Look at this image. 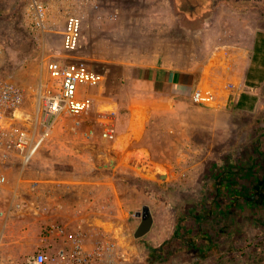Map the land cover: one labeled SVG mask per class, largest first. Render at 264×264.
Wrapping results in <instances>:
<instances>
[{
    "label": "rangeland",
    "instance_id": "374dc122",
    "mask_svg": "<svg viewBox=\"0 0 264 264\" xmlns=\"http://www.w3.org/2000/svg\"><path fill=\"white\" fill-rule=\"evenodd\" d=\"M37 1L44 9V27L36 33L27 13L30 0H0V75L21 88L23 107L30 109L38 78L45 73L42 62L62 55L65 15L82 17L81 37L72 56L102 73L103 79L86 90L92 105L79 117L75 146L81 149L83 134H90L85 150L94 166L124 147L125 169L112 172L118 210L126 213L114 218L119 220L115 225L124 227L127 240L137 241L133 233L142 207L152 218L148 232L136 242V251L124 253V262L264 264V114L262 122L251 120L248 129L243 127L251 118L244 121L241 116L238 124L203 127L180 122L162 103H141L143 97L134 87L132 72L138 66L207 62L209 46H203V33L197 36L178 27L181 13L172 10L170 0ZM222 2L244 9L254 25L264 29V0H209L200 18ZM197 3L185 0L182 5L193 9ZM217 14L213 20L220 18ZM149 107L154 111L149 119L142 124L135 121L136 137L125 138L131 132V112ZM107 128L114 130L112 139L102 137ZM58 145L62 152L64 144ZM58 149L47 146L43 153L49 154L35 156L33 171L46 163L47 172L57 170L62 176L72 172L62 155L53 156ZM55 162L58 168L51 169ZM150 166L158 167L162 176H148ZM90 233L88 245L103 237ZM3 249L0 246V254Z\"/></svg>",
    "mask_w": 264,
    "mask_h": 264
},
{
    "label": "crops",
    "instance_id": "0c3cea01",
    "mask_svg": "<svg viewBox=\"0 0 264 264\" xmlns=\"http://www.w3.org/2000/svg\"><path fill=\"white\" fill-rule=\"evenodd\" d=\"M174 3L175 0H170L172 10L181 13L178 14L181 16L178 27L185 32L190 29L197 36L203 33V46H209L206 49L207 62L133 68L134 87L143 97L141 103H162L170 115H178L180 122L193 121L195 125L208 128H220L224 123L238 124V116L244 121L251 118L244 129L252 127V122H262L264 29L255 26L247 17L248 13L241 11L244 9L227 3H215L205 17L193 23L187 16L185 19L183 11L174 8ZM217 13L220 18L213 20ZM208 28L211 29L207 34ZM205 88L212 91L213 101L209 104L194 103L191 98L193 90ZM150 107L147 110L139 108L133 111L134 114L131 112V132L125 138L136 137L139 133L136 122L142 124L149 119L154 112ZM133 125L138 129H133ZM69 140L68 147L62 152L56 150L53 155H62L63 163L72 171L66 176L57 174V170L47 172L44 169L49 164L46 163L33 171L34 160L23 171L15 163L6 170L10 183L0 186V211L3 213L0 223H4V249L0 254V264H25L26 258L36 251L55 253L59 248L70 245L68 234L73 232L79 231L85 242L90 232L94 236L102 234L113 240L123 254L129 249L136 251V242L145 235L134 237L136 242L129 241L124 227L115 225L119 220L114 218L121 219L126 214L118 210L120 201L112 172L125 169L122 160L124 147L118 148L113 167L107 169L89 162L91 155L85 150L86 138L79 142L83 146L81 149L75 146L72 138ZM43 152L44 149L40 150L36 156ZM106 158L105 163L109 159ZM55 165L57 162L51 165V169L58 168ZM31 182H35L33 189L29 187ZM48 227L51 231L46 233ZM115 264L126 262L120 258Z\"/></svg>",
    "mask_w": 264,
    "mask_h": 264
},
{
    "label": "built area",
    "instance_id": "2783aa9c",
    "mask_svg": "<svg viewBox=\"0 0 264 264\" xmlns=\"http://www.w3.org/2000/svg\"><path fill=\"white\" fill-rule=\"evenodd\" d=\"M93 7L97 8V5ZM27 13L32 18L31 28L36 33L42 31L44 9L41 3L30 0ZM81 28L80 15L71 12L65 15L60 32L62 55L42 62L45 73L38 78L30 109L23 107L21 88L10 77L0 75V186L10 183L6 170L13 163L23 171L47 146L55 145L58 149L61 147L58 143H62L64 149L68 147L69 139H74L76 127L80 124L79 117L91 108L92 101L86 88L98 85L103 75L72 56L79 44ZM191 98L194 103L209 104L213 101V94L210 89H195ZM83 135L87 139L90 134ZM113 136L112 128L102 132L104 138L112 139ZM34 185L35 182H31L29 187L33 189ZM15 187L11 188L12 191ZM3 227L1 222L0 246ZM50 231L51 227H48L46 233ZM68 238V247L51 254L36 251L26 258L25 264H115L120 258L125 259L116 243L104 235L91 245L85 242L79 231L69 233Z\"/></svg>",
    "mask_w": 264,
    "mask_h": 264
},
{
    "label": "water",
    "instance_id": "95a60500",
    "mask_svg": "<svg viewBox=\"0 0 264 264\" xmlns=\"http://www.w3.org/2000/svg\"><path fill=\"white\" fill-rule=\"evenodd\" d=\"M174 8L177 9L176 2L174 3ZM184 16L186 19L187 15L185 13H184ZM116 153H117V151H113L110 154V158L107 160L106 163L104 162L105 157H101L100 158V164H97V166L100 167L103 165L107 169H111L113 167V164H114V157H116ZM145 173L147 174V172H145ZM161 175L159 173H157L156 175H153V177L161 176ZM136 215L140 217V221L134 230L133 236L134 237H140L149 230V228L151 226L152 218H151V214H150L147 207H142L141 211H138Z\"/></svg>",
    "mask_w": 264,
    "mask_h": 264
},
{
    "label": "flooded vegetation",
    "instance_id": "af4514ba",
    "mask_svg": "<svg viewBox=\"0 0 264 264\" xmlns=\"http://www.w3.org/2000/svg\"><path fill=\"white\" fill-rule=\"evenodd\" d=\"M176 1H178L177 2L178 8L187 15V18L189 19V21L191 23H193L194 21H196L198 19H200V20L202 19V18H200L201 17L200 15L203 14V12L207 10L206 6L208 5V2H209V0H198V3L194 6L193 9H188L182 5L185 0H176ZM196 17H198V18L196 19ZM194 19H196V20H194Z\"/></svg>",
    "mask_w": 264,
    "mask_h": 264
},
{
    "label": "bare ground",
    "instance_id": "6f19581e",
    "mask_svg": "<svg viewBox=\"0 0 264 264\" xmlns=\"http://www.w3.org/2000/svg\"><path fill=\"white\" fill-rule=\"evenodd\" d=\"M132 127H133V129H135V130L138 129L137 125H133ZM157 173H159L158 167L150 166V167L148 168V171H147V175H148V176H153V175H156ZM159 174H160V173H159ZM160 175H161V174H160ZM161 176H162V175H161Z\"/></svg>",
    "mask_w": 264,
    "mask_h": 264
},
{
    "label": "trees",
    "instance_id": "16d2710c",
    "mask_svg": "<svg viewBox=\"0 0 264 264\" xmlns=\"http://www.w3.org/2000/svg\"><path fill=\"white\" fill-rule=\"evenodd\" d=\"M134 177H135V176H134ZM131 179H133L132 176H131ZM134 179H138V178L135 177ZM175 233L178 234V233H181V232L176 231ZM179 235H180V234H179ZM180 236H181V235H180Z\"/></svg>",
    "mask_w": 264,
    "mask_h": 264
}]
</instances>
